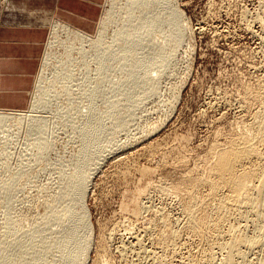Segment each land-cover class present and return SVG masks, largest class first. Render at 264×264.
Listing matches in <instances>:
<instances>
[{"label": "rangeland", "instance_id": "1", "mask_svg": "<svg viewBox=\"0 0 264 264\" xmlns=\"http://www.w3.org/2000/svg\"><path fill=\"white\" fill-rule=\"evenodd\" d=\"M4 2L0 24L9 0ZM154 7L134 9L131 17L128 0H101L96 15L77 29L50 13L41 14L43 54L25 106L0 107L7 116L0 121V240H25L27 253L20 264H150L146 255L157 254L160 219L168 216L165 221L173 231L184 220L186 192L173 197L172 185L184 176L203 179L214 146L224 145L259 112L257 104L243 105L247 88L256 92L264 79V0H170L171 9L160 8L176 11L181 29L176 44L169 25L150 24ZM141 25L146 36L137 42ZM124 26L135 35L119 40L116 35ZM160 52L165 55L161 62ZM85 143L87 154L100 145L105 148L92 154L91 164L97 165H90L83 205L77 204L64 221L52 216L47 224L40 223L50 203L62 198L60 204H71L74 199L63 200ZM204 188L195 187L200 197L208 194ZM79 208L86 213L90 233L85 257L66 251L71 242H60ZM234 217L220 226L222 234L231 223L236 225ZM41 231L42 239L29 240ZM82 233L83 224L77 230ZM177 240L176 248L165 251V260L179 263L186 255H203L206 243H197L187 232ZM262 249L247 260L264 264ZM33 251L40 254L32 256ZM213 251L218 264L222 253Z\"/></svg>", "mask_w": 264, "mask_h": 264}, {"label": "bare ground", "instance_id": "2", "mask_svg": "<svg viewBox=\"0 0 264 264\" xmlns=\"http://www.w3.org/2000/svg\"><path fill=\"white\" fill-rule=\"evenodd\" d=\"M4 1L5 0H0L1 10L4 7V3H5ZM128 2H129V16H131V17H133V15H134V9H139V8L143 7L145 10L148 11V10L152 9V7L155 6L153 9L156 8V13L154 14L150 24L152 25L153 23H156L158 21L165 22L167 25H169L171 27V29H173V31L175 33V37L172 40L173 44H176L178 42L179 37L181 35V29H180V26L178 24V17H177V14L175 13L176 11L173 10V11L167 12V10L165 9V13L168 14V16H167L164 13V11L160 8V7L165 5L166 8L169 7L171 9L170 0H128ZM170 14H171V16H169ZM257 18H258V16H257ZM134 21H135V19L133 18V22ZM60 27H64V26L60 25ZM65 28H67V27H65ZM141 28L144 29V25H141ZM145 32H146V29H144V31L139 34L137 42H140L141 40L144 39V37L146 36ZM130 34L135 35V31L133 29L128 30L127 27L124 26L116 36H118L119 40H128ZM164 57H165L164 52H160L158 54V58H159L160 62L164 59ZM254 67H252V68H254ZM151 80H152V77H151ZM142 82H145V81H142ZM247 89L248 90H246V93L244 91V93H245L244 99L246 102H244V105L242 104L244 106L243 109L249 108L250 102H251V104L253 103V104L258 105V107H259L258 111L259 112H256L253 115V117L251 118L248 125L245 124L241 130L237 131V133H235V132H234L235 134L232 133L233 135L232 136L230 135L229 140H226V143L224 145H218V146L215 145L216 146V147L214 146L215 149L214 148L211 149V150L214 149L213 150L214 154H212V152H210V156H213L212 158L210 157L212 159V162L210 161L211 165H209L210 167H207L208 171H206V169L204 170L207 172V175H205V177L203 179L202 178L201 179H199V178L198 179L197 178L191 179L190 178V179L185 180V176H184L181 179L182 181L176 182V183H174L175 185L174 184L172 185L171 191L173 192V194H171V193L170 194L173 197H174V195H176V198L182 197L181 196L182 191L186 192L185 198L182 199V203H181L182 208H183L184 220L181 221L182 222L181 228L180 229L176 228L178 231H175V230L173 231V229H171V227L173 225L170 227L169 223H167L165 221L166 217H168V216L165 217L164 214L162 215V216H164L163 218H165V219H160L161 222L159 221L160 222V224L158 226L159 231L157 232V237H156L157 238V245H158L157 249H158V251H157V249H155L157 254L153 253V252H155V250L154 251L149 250L153 254L152 255H150V254L146 255V257L147 256L149 257V258H147L148 260L151 259L150 264H216L214 261L215 256H213V253H215L213 251V248H216L217 250H219L222 253V255H221L222 257H220V262L218 264H262V261L257 263V260H255V259H257L256 257L254 259L256 262H254V260H253L254 263H252L251 262L252 259L251 260L248 259L249 260L248 261L247 255L249 254V257H251L252 255L250 256V253L251 254L254 252L257 253L258 250H259V252H261V250H263L262 248L264 246V79H263V82L261 83L259 90H256V92L253 91V93H251L252 90H250L249 88H247ZM152 90H154V85H152ZM235 102H237V101H235ZM227 107H228V105H227ZM235 110H237V109H235ZM242 112H243V110H242ZM247 114H249V113H247ZM6 117H7L6 115H3L2 113H0V121L5 119ZM249 118H250V115H249ZM239 120H241V118ZM235 122H236V120H235ZM154 130L155 129H152V131H154ZM236 130H238V127ZM93 135L96 136V133H93ZM147 136L148 135H146V137ZM219 144H220V142H219ZM43 147H44V145H41L40 149H42ZM104 148H105L104 144L100 145L93 151V153L95 151L100 152ZM87 149H88V144L85 143V146H84V149L82 152V156L78 160V163H77L78 168L75 172L76 175L69 177V179L67 180V182L69 183V189L65 194L66 198L63 200L66 201L68 196H70V200H71L73 195H75L74 199L71 200V204H68L67 202L60 204L62 202L61 201L62 198L55 200V202L53 201L52 203H50L49 208L47 209L45 214L42 216L40 223H42L44 225L47 224L50 221V217H52V216L55 217L57 220L64 221V220H66L67 216L69 214H71L76 209L77 204H80V207L83 205V198L85 195L86 183H87L88 179L90 178V176L92 175L91 171L93 168H91L90 165H93V166L97 165L96 164L97 162H94L91 164V161L93 160V158H92L93 153L87 154ZM115 152H113V150H112V153H115ZM171 153H172V151H171ZM184 154H185V152H184ZM161 155H162V153H161ZM207 166H208V163H207ZM204 167H206V166H204ZM194 169H196V168H194ZM188 172H190V171H188ZM172 174H174V173H172ZM182 174H184V173L182 172ZM199 176H201V175H199ZM188 177H192V175L188 176ZM183 178H184V180H183ZM186 178H187V176H186ZM193 178H195V176ZM159 179H160V177H159ZM158 183H159V181H158ZM153 185H154V183H153ZM168 186H169V184H168ZM170 186H171V184H170ZM197 186L207 188L206 189L208 192V194L206 193L207 196L205 195V197H204L203 195H201V197H200V195H198V193H197V192H199V189H198V191L195 189V187L197 188ZM198 188H200V187H198ZM164 191L166 192V190H164ZM2 192L7 193V191L4 187L2 189ZM164 195H163V197H164ZM168 195H169V193H168ZM166 198H167V195H166ZM166 198H165V200H166ZM139 204H142V203H139ZM181 204H180V206H181ZM173 205H174V203H173ZM155 207H156V205H155ZM169 207H170V205H169ZM79 209H80V211H79L78 215L76 216V218L74 219V221L69 226H65V232L62 235V239L60 240V242L61 243H64L65 241L71 242L70 244H68L69 247L67 248L66 251L75 253L79 257H85V254L89 250L88 249L89 245L86 247V244H88L90 242V233H89V230L86 228L85 222H84V219L86 218V213L81 208H79ZM140 209H141L140 207H137L135 209L134 213L138 214L140 212ZM142 209L146 211L145 208H142ZM156 212L159 213L158 211H156ZM160 212H162V211H160ZM174 213H176V212H174ZM230 216H235L234 218L237 220L236 225L232 227L233 223H231V227L230 228L228 227L227 228L228 230L222 234L220 231V226H222L224 221L226 222V219H228V217H230ZM149 220H151V219H149ZM134 222H135V220H134ZM151 223L153 226L154 225L153 222H150V224ZM82 224L85 227V233L77 234L78 227ZM121 225H123L122 222H121ZM134 225H136V224H134ZM149 226H151V225H149ZM156 227H154V228H156ZM124 231H125V229H124ZM130 232H132V231H130ZM186 232L188 233V235L189 234L192 235L196 239V241L198 240L197 243H200V244L206 243V246L201 245V246L205 247L203 255L199 256L201 253H200V251H197L200 253L199 255L197 254V256H193L192 255L193 253L191 255H189L188 257H186L187 256L186 255L185 259H183L182 261L177 260V261H179V263H174V261H170L172 259H169L168 261L165 260V256L167 255V253L165 251L170 249L172 246L175 247L174 245H176L175 242L178 241L177 239L183 233L185 234ZM12 233H14L13 237H15L18 233L17 229L13 228L10 234H12ZM40 233H43V232L41 231V232H38V234H36V235L30 236L29 240L34 241L36 239H42V235ZM107 238H108V236H107ZM135 240H137V239H135ZM101 241H103V240H101ZM124 241H126V240H124ZM138 242L139 241H137L135 243H137V245H138ZM139 243H142V242H139ZM154 243H156V241ZM24 244H25V240H23L20 236L16 237L12 243H7L6 239L0 240V248H1L0 249V264H2V263L20 264V261L25 257V254L27 253L25 250H23ZM106 247H108V246L106 245ZM143 248H142V250L139 249L140 250L139 253H141V251H143ZM147 249H146V251L149 253V251ZM197 249H198V247H197ZM103 250H104V248H103ZM163 252H165L166 254L163 255ZM39 254H40L39 251H33L31 253L32 256H37ZM97 254L99 255V253H97ZM103 254H105V253H103ZM139 256H141V255H139ZM139 256L137 255V257H139ZM76 258L73 260H76ZM167 258H168V255H167ZM102 259H103V256H102ZM144 259H145V257H144ZM259 259H262V258H259ZM137 262H139V261H137ZM99 263H100V261H99ZM97 264H98V261H97Z\"/></svg>", "mask_w": 264, "mask_h": 264}, {"label": "crops", "instance_id": "3", "mask_svg": "<svg viewBox=\"0 0 264 264\" xmlns=\"http://www.w3.org/2000/svg\"><path fill=\"white\" fill-rule=\"evenodd\" d=\"M99 1L9 0L0 25L1 108L25 106L27 89L43 54L44 21L38 24L41 14L50 13L77 29L96 15Z\"/></svg>", "mask_w": 264, "mask_h": 264}]
</instances>
